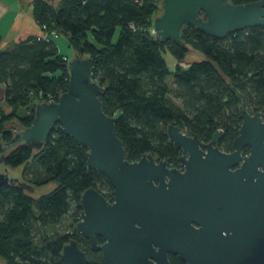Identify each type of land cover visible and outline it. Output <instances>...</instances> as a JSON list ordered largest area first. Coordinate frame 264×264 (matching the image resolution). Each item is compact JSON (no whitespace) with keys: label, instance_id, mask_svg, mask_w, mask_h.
Instances as JSON below:
<instances>
[{"label":"trees","instance_id":"trees-1","mask_svg":"<svg viewBox=\"0 0 264 264\" xmlns=\"http://www.w3.org/2000/svg\"><path fill=\"white\" fill-rule=\"evenodd\" d=\"M235 5L260 0H228ZM33 17L41 27L55 29L68 46L92 59V80L104 87V112L115 119L126 160L145 154L178 167L181 154L167 136L169 125L187 136L211 140L221 130L220 150L230 153L239 134L240 107L264 113V28H251L223 40L187 27L183 42L202 58L183 66L187 52L171 42L161 43L153 20L161 13L160 0H46L32 1ZM37 36V35H36ZM36 36L0 52V143L31 125L34 108L67 90L70 58L59 52L57 40ZM175 60L168 68L164 53ZM23 110V112H20ZM87 149L77 145L56 125L42 150L19 144L7 149L6 168H22V180L34 188L53 184L34 198L17 186L0 187V261L3 264H63L62 248L76 240L87 252V264H102L98 253L74 231L80 221V198L94 188L108 201L113 189L108 179L87 166ZM248 153V149H244ZM35 168L33 179L25 178ZM63 227L68 228L60 232ZM43 233L39 242L34 231ZM67 231V232H66ZM52 233L47 235V233ZM99 240V239H98ZM171 264H184L169 256Z\"/></svg>","mask_w":264,"mask_h":264},{"label":"water","instance_id":"water-1","mask_svg":"<svg viewBox=\"0 0 264 264\" xmlns=\"http://www.w3.org/2000/svg\"><path fill=\"white\" fill-rule=\"evenodd\" d=\"M160 3L152 32L161 43L169 41L194 54L183 42L187 27L218 40L264 28V0L240 5L228 0ZM67 69V90L56 101L37 103L31 125L17 131L7 145L0 143V187L33 192L21 180L22 168L2 164L5 153L19 144L42 150L59 125L87 149V166L104 175L113 189L112 201L94 188L84 191L80 221L74 226L89 241L91 252L100 253L102 264H170L169 254L185 264H264V113L240 107L242 123L230 153L217 145L221 130L203 142L169 125L167 136L181 153L179 168L152 154L129 162L115 119L103 110L104 87L92 80V59L81 49ZM61 260L88 263L76 240L63 246Z\"/></svg>","mask_w":264,"mask_h":264},{"label":"crops","instance_id":"crops-1","mask_svg":"<svg viewBox=\"0 0 264 264\" xmlns=\"http://www.w3.org/2000/svg\"><path fill=\"white\" fill-rule=\"evenodd\" d=\"M39 33V26L33 17L31 1L0 0V52L10 51L20 42L33 38ZM0 92V104H3L2 84H0Z\"/></svg>","mask_w":264,"mask_h":264},{"label":"rangeland","instance_id":"rangeland-1","mask_svg":"<svg viewBox=\"0 0 264 264\" xmlns=\"http://www.w3.org/2000/svg\"><path fill=\"white\" fill-rule=\"evenodd\" d=\"M56 44L58 46L60 54L68 56L70 59H72L74 56L79 54V53H77L76 51H74L72 48H70L68 46V40L64 36H61L57 40ZM198 54L187 52V57H186V59H185V61L183 63V66H186L188 63H191V62H193L195 60L201 59L202 56H200ZM164 59H165L167 65H168V68L171 71H173L175 69V66H176L174 58L167 52V53H164ZM2 94H3V91H2ZM0 96H1V92H0ZM20 112H23V110H20ZM30 168L31 167L27 168L26 173L24 175L25 178H27V179H33L34 176H36L35 168H33V169H30ZM21 174H22V169H21V172H20V177H21V180H22V175ZM53 188H54L53 184H48V185H45L43 187L34 188L33 192H31L30 194L34 198H37V197H39L41 195L47 194ZM58 228L60 230L61 227H58ZM65 229L67 230L68 228L63 227V229L60 230V232H63ZM51 234L52 233H49V232L47 233V235H51ZM42 235H43V233L41 231H38V230L34 231V240H35V242H39L40 239L42 238ZM0 264H3V263L0 261Z\"/></svg>","mask_w":264,"mask_h":264},{"label":"built area","instance_id":"built-area-1","mask_svg":"<svg viewBox=\"0 0 264 264\" xmlns=\"http://www.w3.org/2000/svg\"><path fill=\"white\" fill-rule=\"evenodd\" d=\"M59 37V33L55 29H48L46 26H43L40 28V33L36 36L37 40L41 41H50L52 40H57ZM45 101H56V99H53L51 97H48L47 100Z\"/></svg>","mask_w":264,"mask_h":264},{"label":"flooded vegetation","instance_id":"flooded-vegetation-1","mask_svg":"<svg viewBox=\"0 0 264 264\" xmlns=\"http://www.w3.org/2000/svg\"><path fill=\"white\" fill-rule=\"evenodd\" d=\"M209 142V141H208ZM219 142V141H218ZM218 145V144H217ZM247 154V153H246ZM178 168H179V166H178ZM99 239V240H98ZM86 240V239H85ZM97 240H98V243L99 244H102L103 243V240L100 238V237H98L97 238ZM86 241H88V240H86ZM88 243H89V241H88ZM89 249H90V243H89ZM83 251V250H82ZM91 251V250H90ZM85 252V251H84ZM86 253V255H87V252H85ZM93 253V252H92ZM98 253V252H97ZM99 255H100V253H98ZM169 256H175V255H171V254H169L168 255V260H169ZM100 257H101V255H100ZM177 257V256H176ZM87 258H88V256H87ZM178 258V257H177ZM179 259V258H178ZM180 260V259H179ZM180 261H182V260H180ZM88 262H89V259H88ZM170 262V261H169ZM183 262V261H182ZM101 263H102V260H101ZM184 264H185V262H183ZM87 264V263H86ZM171 264V263H170Z\"/></svg>","mask_w":264,"mask_h":264}]
</instances>
